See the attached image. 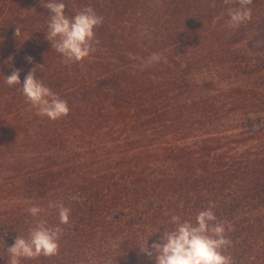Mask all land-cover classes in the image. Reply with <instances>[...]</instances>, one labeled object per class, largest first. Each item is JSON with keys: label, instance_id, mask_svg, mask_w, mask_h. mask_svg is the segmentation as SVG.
<instances>
[{"label": "trees", "instance_id": "1", "mask_svg": "<svg viewBox=\"0 0 264 264\" xmlns=\"http://www.w3.org/2000/svg\"><path fill=\"white\" fill-rule=\"evenodd\" d=\"M64 3L69 17L103 18L81 62L51 49L41 0H0V264L37 221L60 233L59 250L20 264H154L145 240L209 207L232 264H264V0L237 28V0ZM33 68L66 116L37 115L4 82Z\"/></svg>", "mask_w": 264, "mask_h": 264}, {"label": "clouds", "instance_id": "2", "mask_svg": "<svg viewBox=\"0 0 264 264\" xmlns=\"http://www.w3.org/2000/svg\"><path fill=\"white\" fill-rule=\"evenodd\" d=\"M41 3L50 12L45 39L50 42L51 49H55L62 55L63 63L81 62L90 53L96 51L94 29L102 23L103 18L98 16L93 8L87 7L69 17L65 12L64 0H48L47 3L41 0ZM237 3L238 7L228 8V27L230 28H237L251 19L249 5L253 3V0H237ZM19 33L20 29L16 27L15 35L18 36ZM26 59L29 63L32 62L31 57ZM161 59V56L154 53L148 62H159ZM37 68H33L26 74L23 84L20 80V69H15L10 75L4 77V82L9 87L19 85L18 90L37 109V115L47 116L51 120L66 116L69 113L67 101L61 99L45 86L41 79L37 78ZM49 207H58L60 222H68L70 211L68 208L51 202ZM28 211L33 217H37L42 209L33 206ZM169 223L174 227L162 228L156 232L159 233L158 241L152 242L149 246V238L153 236L151 235L145 240L144 246L139 247L140 253L150 261H154V264H232V258L224 254V250L231 241L225 235L224 225L216 222V216L211 207L201 210L195 217V223L190 220H181L178 215H172ZM59 238L60 233L57 230L47 227L43 221H37L29 230L27 238L17 235L14 244L7 247L10 253V264H20V258L57 254Z\"/></svg>", "mask_w": 264, "mask_h": 264}]
</instances>
